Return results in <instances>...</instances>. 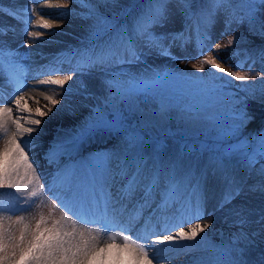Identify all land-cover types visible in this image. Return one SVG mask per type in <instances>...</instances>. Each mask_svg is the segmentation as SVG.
Masks as SVG:
<instances>
[{
    "label": "snow or ice",
    "instance_id": "snow-or-ice-1",
    "mask_svg": "<svg viewBox=\"0 0 264 264\" xmlns=\"http://www.w3.org/2000/svg\"><path fill=\"white\" fill-rule=\"evenodd\" d=\"M41 2L28 0L27 5L19 8L0 7V16L16 22L0 23V71H3L5 55L10 65L18 66L14 59L18 49L8 43L10 33L13 37L22 36L20 47L26 49H31L33 43H51L42 39L41 31L30 30L33 5ZM55 7L61 10L55 18L78 19L85 23L88 43L81 48L61 50L66 56L61 52L53 54L49 70L44 74L62 72L63 69L55 65L75 59L74 74L95 73L96 77L79 83L82 100L78 106L88 107L89 115L77 126L70 140L54 142L44 157L52 163L65 154L66 143L73 144L76 150L97 136L115 140V144L111 149L91 153L78 164L58 168L46 189L28 153L39 147L44 118L52 115L54 109L59 113L65 104L71 103L62 94H71V86L66 89L65 85L73 76L64 74L56 79L38 81L41 85L53 86L56 95L61 96L57 99L45 95L44 99L49 102L46 110L37 107L33 112L25 96L19 94L13 101L19 116L14 117L13 108L0 106V136L5 138L0 148V190H12L11 194L17 199L14 208L0 207V212H9L8 216L0 215V264H153L156 258L150 253L155 251L156 245L193 241L195 244L190 247L200 246L207 239L201 234L207 233L212 221L201 225L199 220L206 213L215 215L216 212L231 216L235 231L227 244L216 249L218 256L202 257L198 264H264V255L256 259L251 255L258 244L264 243V210L253 220L252 210L246 206L252 196L264 197V117L255 134L243 139L237 136L256 119L249 110V101L259 94L264 102V74L256 71L250 76L223 66L228 60L220 57L219 50L238 44L242 34L230 37L225 46L208 47V54L204 55L212 29L218 22L223 23L225 31L233 29L234 25H246L249 33L264 36V0H145L138 11H134L136 4L123 5L121 0H66ZM36 26L47 30L49 36L56 35L53 25L42 14ZM193 39L198 55L203 58L192 67L201 73L205 66L215 70L209 72L207 79L187 80L167 72H154L145 79L132 75L125 68L131 69L148 60L155 62L160 57L180 60V53L174 55L173 49L184 47ZM36 55L47 58L43 52ZM243 56V63L233 67H242L248 61L264 63V47L246 50ZM248 66L251 69V64ZM43 69V65L39 66L40 71ZM109 75L111 79H106ZM257 78L259 84H235ZM172 81L188 85L183 93L187 97L183 104L185 115L192 120L208 119L217 129L215 143L218 146H202L211 154L195 173L188 167L178 174L177 158L164 164L158 160V149L146 160L145 154L153 147L145 145L143 136L147 133L139 127L140 121L137 127H132L133 117L120 106L128 101L131 107L137 93L154 91L159 85ZM93 88L107 93L103 104L88 106L83 103L94 98ZM22 90V87L17 89ZM222 103L229 105L226 113L206 115L208 109ZM225 118L231 120L227 128L223 124ZM33 133L37 136L33 137ZM26 136L28 139H24ZM229 136L236 142L225 143ZM192 150L199 152L201 149ZM254 177V182L250 183ZM46 190L55 201L50 204L47 215L40 212L38 218L33 216L34 223L23 215L12 220L16 211H27L33 205L40 208ZM138 192L142 194L132 204ZM157 193L159 203L155 200ZM212 201L214 204L209 212L208 205ZM177 202L181 205L179 210L173 208ZM129 204L132 209L128 224H118L116 218L125 214ZM58 208L63 210L59 217L55 215ZM170 210L178 211L177 223L170 222L173 219L168 215ZM146 211L150 212L144 233L147 244L137 242L128 232L132 221ZM193 218L197 222L185 230V222L191 223ZM161 221H164L163 227L158 230ZM253 223L259 225L255 230L251 229ZM115 229L128 233L122 236V242L111 234Z\"/></svg>",
    "mask_w": 264,
    "mask_h": 264
},
{
    "label": "rangeland",
    "instance_id": "rangeland-1",
    "mask_svg": "<svg viewBox=\"0 0 264 264\" xmlns=\"http://www.w3.org/2000/svg\"><path fill=\"white\" fill-rule=\"evenodd\" d=\"M54 2L50 4H64L66 3V0H52ZM28 0H0V5L3 6V8L7 9L9 5L16 6L19 8L20 6L27 5ZM121 3L123 5L128 4H136V9L134 11L139 10V0H121ZM39 4V3H38ZM38 4L33 5V19L38 15L37 20H40L41 14L43 15V18L48 20L53 25V31L56 33V35L49 36L47 30L39 29L33 26L30 30L33 31H41L43 33V40H50L51 43L43 44V43H33L31 46V49H26L23 47H20L18 43L23 39L22 36L16 35L15 37L12 36L10 33L9 35L12 36V40L10 41L11 47L13 49H18L17 54L15 55L16 60H20L22 58V55L24 53H28L30 51H34L35 53L43 52L46 54V56H52L56 52H61V55L63 56L65 52H62L61 50L68 49L73 46V48H78L84 46V44H87L88 37L86 33V26L85 23L78 20V19H71L68 20H61L58 18H55L57 15L58 10L56 7L52 8L51 6L43 7L40 9ZM73 8L76 7V5H72ZM40 9V11H39ZM119 11V9H117ZM39 12V14H38ZM0 22L3 24H15L16 22L13 20L8 19L5 16H0ZM179 27V25H177ZM234 29V30H233ZM233 29H228L225 31L223 23L218 22L211 32V39L207 42V47L204 50V55H207V48H215L216 44H220L222 46L227 45V41L232 36H237L242 34L241 40L238 42V44L233 45L232 47H222L219 50V55L224 60H228V63H225L223 66L225 68H228L230 71H241L243 73L249 74L250 76H254L256 71H261L262 74H264V63H261L259 60H257L256 63L252 64L251 61H248V63H244L242 67L236 68L233 67L237 63H243L244 51H255V49H258L259 47L264 46V36L260 35H253L248 32L246 25H240L239 27L233 26ZM159 31V29H158ZM222 32H225L224 35H221ZM17 46H16V45ZM183 49L184 53H180V60L176 59H168L166 57H160L153 62L152 60L146 61L144 64L133 66L131 69H128V66H125L126 70H130L132 75L140 76L142 78H147L154 72H167V73H176L178 75H181L185 77L187 80H196L197 78L201 79H207L209 72H215V70H210L208 66H205V71L203 73L198 72L196 69L192 67L193 64H198L200 59L203 57L198 55L197 52V45L195 42V39L192 40V42L188 43L184 47H181ZM235 49L236 54L233 55V50ZM178 48H174L173 53L177 52ZM216 53L213 52V55ZM40 56H38L39 58ZM187 57V59H185ZM194 57V58H193ZM9 59V57H7ZM3 61L8 64L7 59H3ZM32 62L31 58L26 62L27 66H30V63ZM5 63H3V71H0V74L5 73ZM42 64V62L40 61ZM76 63V62H75ZM70 64V62H67L65 66L67 67ZM249 64H251V69L249 68ZM6 74V73H5ZM63 74V73H61ZM71 74V73H70ZM219 75V74H218ZM23 76V75H22ZM26 78V76H23ZM60 75H56V78H59ZM96 77L95 75L91 76H81V75H73V79L70 80L66 85L65 88H69L71 86L72 92L71 94L63 93L62 95L66 96L68 101H71L70 104H65L63 108H61L60 105H57V108H61L59 113H56L55 109L53 110V114L47 116L48 119H51L52 122H49L48 120H44L45 123L42 124H49L51 127H53L54 131L57 130V128L62 124L63 127L69 128V130H75L78 125L81 124V122L84 120L85 117L89 115V108L88 107H79L78 104L81 102L82 97L79 94V83L81 80H90L94 79ZM2 79V75H0V80ZM52 79H55V75ZM106 79H111V75L107 76ZM46 80V79H44ZM242 83H256L259 84L260 80L259 78L255 80H249L247 82H240L236 81L235 84L239 85ZM41 85V84H40ZM43 89H40L38 85L34 87V90H43L46 95H52L54 98H61L60 95H56L55 90L53 86H41ZM188 88V85L185 84L183 81H172L169 83H164L159 85L154 91L148 92V93H137L135 98L132 100V106L129 107V102L125 101L120 106L123 111H126L130 117H133L132 119V127H137V121H140L139 127L143 129H150L147 132H151L152 140H148L145 142V145H152V151L155 149L158 150H164L162 152L165 154V151H172V149L177 148L179 151L177 154H180L186 158H195V159H204L206 157L210 156L209 151H204L202 146H208V147H217L218 145L215 143L217 138L213 139L210 138L209 135L214 133L217 135V130H213L210 132V128L216 129L211 126V122L208 119L201 118L197 120L189 119L187 115H185L183 111V104L187 101V97L183 94L185 90ZM33 90V91H34ZM234 90V89H233ZM41 91V92H43ZM95 93L94 98L88 99L86 101H83V103L87 104L88 106H92L96 103L103 104L104 102V96L107 95V93L101 89L97 90L95 88L91 89ZM27 93L25 97L27 98ZM240 95H243V93H240ZM15 99V98H14ZM36 101V106H34V110L40 106L42 110H46L47 106H49V102L44 100L42 97H39ZM14 101V100H13ZM33 103V102H32ZM34 104V103H33ZM249 110L252 112V114L256 117L255 121L247 125V127L243 130V134L237 133V136L241 139L244 136L247 137L249 134H255L257 129H259L261 123H262V117H264V102H262L259 94H257V98L255 100L249 101ZM33 107V106H32ZM229 105L226 103H222L217 105L215 108L208 109L206 115L211 116L217 113L224 114L226 113ZM75 108V111L72 109ZM62 115V118L60 121L59 117ZM19 116V115H14ZM56 117V118H55ZM53 123V124H51ZM231 123V120L228 118H225L223 120V124L225 128ZM182 127V128H181ZM43 129L42 134H40V140L38 141L39 145H44L43 148L45 150L49 149V146L52 145V141L55 139L54 135L50 134V132L47 130L45 126L41 127ZM164 129L166 132H161L159 129ZM199 128V131L196 129ZM74 130L71 134H74ZM144 130V131H145ZM193 132V133H192ZM164 133V134H163ZM185 135H192L193 139L189 140L187 138V141L190 143V145H194V149H197L198 147L201 148L199 152H196L194 150H183L181 143L174 142V144L167 145L168 147H162L160 148V144L157 142V140H154L156 136L164 137V138H175L174 135H176L178 141H183V138H180V136ZM37 136V133L33 136ZM97 136L94 139H91L84 143L82 147H98V140L101 138H98ZM28 139V137H26ZM108 140V139H107ZM106 140V141H107ZM186 141V140H184ZM92 142L90 146H88V143ZM94 142V143H93ZM235 138L229 136L226 138L225 143H235ZM186 143V142H184ZM4 139L0 138V148L3 147ZM157 148H156V147ZM156 151V150H155ZM44 153V152H43ZM42 153V154H43ZM160 153V152H159ZM41 154V155H42ZM264 162V161H262ZM45 163V162H43ZM187 166V165H184ZM258 166V165H257ZM255 177L253 178L251 182H254ZM12 190L9 189H3L0 190V207H3L5 209L14 208L17 206V199L15 195L11 194ZM251 204V205H250ZM253 207L251 208V206ZM44 208H48V205L46 202L43 203ZM250 210H252V219L255 220L260 215L261 211L264 210V197L260 196L259 194H256L252 196L248 201L246 205ZM40 212H43L45 214V211H38L36 208H32L28 211L19 212L18 214L14 213L12 215V220L14 221L17 215H23L25 216L26 220L34 221L32 220L33 216H36L38 218V214ZM0 215L8 216V211L0 212ZM207 221H204L205 223ZM7 223V221H6ZM217 226L226 227L227 231H229L226 235V239L230 238V235L233 231H235V227L232 225V217L226 216V213H224L223 217L218 222H215ZM191 227V226H190ZM259 227V225L252 224L251 229L255 230ZM264 243H260L257 245L255 250L252 252V258L256 259L257 257L264 255Z\"/></svg>",
    "mask_w": 264,
    "mask_h": 264
},
{
    "label": "bare ground",
    "instance_id": "bare-ground-1",
    "mask_svg": "<svg viewBox=\"0 0 264 264\" xmlns=\"http://www.w3.org/2000/svg\"><path fill=\"white\" fill-rule=\"evenodd\" d=\"M48 6H51L52 8H54L55 4L54 3L53 4L48 3V4L43 5V7H48ZM35 70H38L39 72H44V69H43V71H40L39 67ZM40 89H43V88L40 87ZM41 91H43V90L30 91L27 93L28 94L27 98L25 97V100L27 101L28 107L31 108L33 110V112L35 111L34 106L37 105L36 104V101H38L37 99L39 97H42L44 99V96L46 95L44 93V91L43 92H41ZM25 95H23V96H25ZM9 100H11V99H9ZM4 102L5 101H3V99H0V106L11 107V108H13V115H20L15 109L13 100H11V102L7 101V103H10V104L1 105ZM38 107L40 108V106H38ZM58 117H59V120H57V118L55 117L56 121H60L62 118V115H60ZM44 120H48L49 122H52V120L48 119L47 116L44 118ZM51 124H53V123H51ZM42 126H45L47 128V130L50 132V134H52V136L54 135V138H56V139H54V140H56L55 142L67 141V138L72 137L71 133L74 130V129L69 130V128L63 127L62 124L57 128L56 131H54L53 127H51L47 123L42 124L41 127ZM35 134L36 133H33L32 136H34ZM26 137H24V139H26ZM0 138H3V137L0 136ZM3 139H5V138H3ZM109 142L112 143V141H109ZM40 149H41L40 147L32 148V150L29 151V153H28L29 157L34 160L33 155L35 154V151L40 150ZM65 149H66L65 154H62L59 156L60 160L57 162V164L64 163V166L65 165H71L75 161V159L73 157L74 154L70 155L71 151L73 150V144L66 143ZM174 149H177V148H174ZM174 149H173L172 153L177 152ZM150 151H151V148L148 149V152H150ZM160 157H161V154H159L158 160ZM176 158L179 161V167H181V165L184 164L185 162L186 163L188 162L190 164V166L193 168H198L200 166L199 165L200 163L195 158H189L188 161L186 158L184 160L181 156H176ZM208 158L209 157H206L203 159V161H202L203 164L206 163ZM34 162L37 165V169H36L37 172L40 173L39 162L35 161V160H34ZM52 165H53V163L48 164V166H52ZM41 182L44 183L45 188H46V180L42 179ZM113 190H115V189H113ZM213 204H214V201L209 203V205H208V211L209 212H211ZM253 205L254 204H252L251 208L253 207ZM61 214H62V211H59V216ZM223 215H224V213H222V212H216L215 215H210V214L206 213L204 215L203 219L199 220V223H201V225L208 223L209 221H212V227L207 230V233L201 234V236L206 235L207 239L200 246L190 247L191 245L195 244V242H193V241H179V242L174 243V244L154 246L155 251L150 253L152 256H154L156 258L154 260L153 264H157V261L159 262V264H198V261L202 257L218 256L219 252H217L216 249H218V248L222 247L224 244L228 243V239H226V235L229 231H227V228L222 227V226H217L216 224H214L215 222H218L221 219V217H223ZM122 218L123 219L126 218V215L124 214V215L116 218L118 224H120L119 220ZM204 221H207V222L203 223ZM128 222H129V219L125 225H127ZM196 222L197 221L195 218H193L191 220V223L185 222V224H184L185 230H188V228H190V226H192V224H194ZM132 223H133V221H132ZM132 223H131V225H132ZM163 223H164V221L160 222V224L158 225V229L163 227ZM171 223H173V222H171ZM120 232L121 231L119 229H115V230L111 231V234L117 236L118 242H122V236L124 235V233H120ZM144 233H145V231H141L140 234L137 235V237H135L137 239V242H143L146 244L148 243L147 241L144 240ZM172 234H175L174 231ZM104 238L106 239V236ZM197 239L199 240L200 238L198 237Z\"/></svg>",
    "mask_w": 264,
    "mask_h": 264
},
{
    "label": "trees",
    "instance_id": "trees-1",
    "mask_svg": "<svg viewBox=\"0 0 264 264\" xmlns=\"http://www.w3.org/2000/svg\"><path fill=\"white\" fill-rule=\"evenodd\" d=\"M144 2H145V0H140V5H142ZM262 47H264V46H262ZM262 47H259L258 49H260V48H262ZM258 49H255V51L258 50ZM181 128H182V127H181ZM158 129H159V131H161V132H166V131H164V129H160V128H158ZM148 130H150V129H146V132H147ZM196 130L199 131V128H197ZM213 130H217V129H212V128H210V132L213 131ZM192 133H193V132H192ZM211 133H212V132H211ZM163 134H164V133H163ZM182 134H184V133H182ZM192 135H193V134H192ZM192 135H190V134L185 135V134H184V136H182V137L180 136V138H183L184 140H187V138H188L189 140H191V139H193V136H192ZM244 136H245V135L240 136V137H243V138H244ZM174 137L177 138L176 135H174ZM209 137L215 139V138H217V135L214 134V133H212V134L209 135Z\"/></svg>",
    "mask_w": 264,
    "mask_h": 264
}]
</instances>
